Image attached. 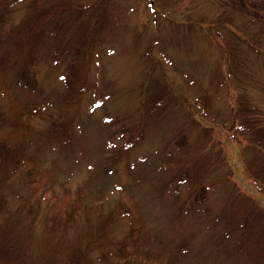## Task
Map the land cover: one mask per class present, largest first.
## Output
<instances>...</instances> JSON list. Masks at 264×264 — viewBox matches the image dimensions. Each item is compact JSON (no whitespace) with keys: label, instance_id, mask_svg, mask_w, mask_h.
<instances>
[{"label":"rangeland","instance_id":"rangeland-1","mask_svg":"<svg viewBox=\"0 0 264 264\" xmlns=\"http://www.w3.org/2000/svg\"><path fill=\"white\" fill-rule=\"evenodd\" d=\"M224 1L158 0V18L150 0H115L121 16L94 45L88 86L68 108L62 73L71 56L39 61L32 101L44 107L34 115L12 110L19 124L0 129L29 139L30 154L1 186L24 235L0 264H108L104 252L121 262L115 253L133 224L125 207L152 251L172 249L186 264L262 262L248 260L252 240L242 228L229 241L224 228L250 216L263 258L264 191L243 159L247 138L234 109L244 97L264 115V18H254L259 0L245 11ZM25 6L12 10L14 23ZM9 67L0 70V90L20 99L25 88L14 86ZM30 139L47 144L39 153ZM78 189L103 209L77 204ZM141 236L127 247L144 248ZM179 245L186 256L175 252Z\"/></svg>","mask_w":264,"mask_h":264},{"label":"trees","instance_id":"trees-1","mask_svg":"<svg viewBox=\"0 0 264 264\" xmlns=\"http://www.w3.org/2000/svg\"><path fill=\"white\" fill-rule=\"evenodd\" d=\"M247 1L225 0L223 4L245 11ZM259 1L257 14L254 15V18L260 14L264 18V0ZM20 4L26 5L25 15L20 22L14 23L11 12ZM150 6L158 18L165 15L158 0H150ZM118 8L119 6L115 3V0H0V70L4 69L5 71L9 66V68H16L13 84L15 87L25 88V92L20 99L15 95L8 97L7 93L5 94L2 89L0 90V129L5 125L15 128L19 124L15 115L20 114L18 110L21 108L24 112L28 111L30 115H34L39 114L41 108L44 107L41 104H45V101L37 103L32 101V98L33 94L39 89L37 85V64L46 55H52L57 61L71 56L62 73V79L67 88L64 95L67 105L64 106L68 108L71 101L86 90L91 76V51L94 45L101 44L100 41L109 34V29L115 26V21L121 16L115 11ZM49 50L50 54H48ZM6 103L8 106H6ZM12 110L15 111V115L11 114ZM234 112V120L239 121L237 129L247 138L242 145L243 159L258 188L264 191V115L259 113L256 105L250 104L244 97L238 99ZM64 118L62 117L61 122H64ZM13 131L14 129L10 132ZM28 140L23 138L10 139L6 135H0V215L3 216L2 213L6 214L4 220L0 219V261H2V257H5L4 254L7 253L8 247L12 248L13 245L17 247L21 236L24 235L20 234L19 236L17 234L18 231L12 221V213L9 212L7 206L8 199L5 197L4 191H1V186L7 179L8 174L10 175L20 166L27 164L26 159L30 157V154L29 145L25 142ZM30 140L33 141L39 153L43 150L40 147L47 144L43 139ZM43 141L44 143H41ZM185 174L190 175L188 172ZM196 177L198 176H194V178ZM78 190L75 197L77 204L83 203L85 206L88 205L97 210L103 209L100 206L88 204L84 197L79 196L82 190ZM77 204L73 208H76ZM125 208L133 223L129 234L126 235L128 243L123 242L115 253V256L121 262L112 263L114 256L107 252L103 253L102 258L108 264H133L138 261L142 262V260H144L142 262L144 264H186L182 258L178 260L175 255L171 257L173 253L170 251L172 249L166 251L163 247L164 252L153 250L154 253H160L157 254L158 261L157 258H153L150 241L145 233L142 236L140 235L143 233L140 232L138 227V218L135 214L132 215L130 208ZM57 213L61 214L60 211ZM230 222L235 225L225 221L227 223L224 228L226 241L231 239V235L237 228H242L246 232V240L244 241L249 244L252 240L250 251L246 249L248 252L245 253L248 260L253 259L252 256H254V259L258 258L264 264V254H262L263 258L257 255L259 249L255 237L258 235V229L253 231L251 217L236 216L234 221ZM139 236L144 237L142 243L145 247L128 248L127 245L131 242L134 243ZM1 237L3 238L1 239ZM108 243L105 242L104 245ZM260 245L261 248H264V237H261ZM105 247L107 246L105 245ZM177 251L184 254L183 257L188 254V250L180 245L175 252ZM166 252H168V258L162 259L161 253L165 254ZM132 260L134 261L130 263ZM177 260L182 261V263Z\"/></svg>","mask_w":264,"mask_h":264}]
</instances>
